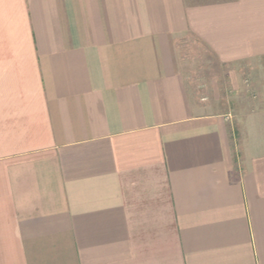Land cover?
<instances>
[{"label":"crops","instance_id":"crops-1","mask_svg":"<svg viewBox=\"0 0 264 264\" xmlns=\"http://www.w3.org/2000/svg\"><path fill=\"white\" fill-rule=\"evenodd\" d=\"M0 264H264V0H0Z\"/></svg>","mask_w":264,"mask_h":264},{"label":"rangeland","instance_id":"rangeland-1","mask_svg":"<svg viewBox=\"0 0 264 264\" xmlns=\"http://www.w3.org/2000/svg\"><path fill=\"white\" fill-rule=\"evenodd\" d=\"M190 49L178 51V57H184L188 63L186 74L188 81L192 86V91L200 102L205 103L210 99L215 100L213 111H221L228 107L233 111L238 97L243 94L255 97V91L251 88V80L247 72H228L225 68L214 60L198 44L191 43ZM181 55V56H180ZM240 80V84H234L233 80ZM245 82L243 83V81ZM215 97V98H213ZM212 105V104H211ZM212 111V109H210Z\"/></svg>","mask_w":264,"mask_h":264}]
</instances>
